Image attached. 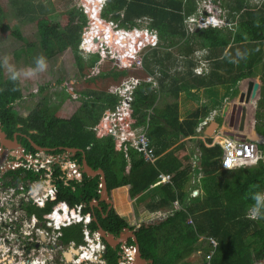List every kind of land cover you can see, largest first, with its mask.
Instances as JSON below:
<instances>
[{"label": "trees", "instance_id": "obj_1", "mask_svg": "<svg viewBox=\"0 0 264 264\" xmlns=\"http://www.w3.org/2000/svg\"><path fill=\"white\" fill-rule=\"evenodd\" d=\"M93 1L97 9L99 1ZM243 1L240 0L237 5L230 6L229 0L228 2L222 0L229 22L224 28H200L192 34L187 31L185 24V18L197 11L195 2L191 0L108 1L102 12L105 19L117 22L121 27L129 30L140 26L136 22L138 18L149 19L148 27L155 30L161 40V47H153L151 53L145 57V68L148 72L163 76L158 78L160 88H153L152 82H142L135 89L130 108L131 125L146 126L147 134L156 146L157 154L171 145V142L165 141L163 136L169 135L170 130L162 124L161 118L163 117L170 126H174L173 123L178 121L180 91L198 85L190 86L186 81V83L181 82L187 78L186 73L190 76L193 74L192 54L196 51L195 47L211 49L212 53L230 44L250 42L252 39L264 37V33L262 36L260 34L261 31L264 32V13L258 15L254 11H248L249 19L245 21L242 12L237 15L243 7ZM2 3L4 2L0 0L2 32L23 39L21 29L13 31L10 28L2 13ZM36 20L40 35L39 44L46 58H52L70 48L79 56V62L81 61L83 53L80 43L84 32L92 25V20L81 6L75 5L63 12L46 14ZM106 33L104 31V35ZM111 34L112 31L109 30L108 35ZM111 36L117 38L121 45L127 41L124 37ZM111 42V39L107 40V43ZM31 47L33 46L29 45V48ZM130 47L127 48V54L131 57L135 54L136 47L133 44ZM162 47L166 49L162 50ZM174 47L177 48L176 52L172 50ZM256 49L257 46H253L252 52L246 53L245 59L250 69L262 57ZM99 53L98 51L89 53L94 62L99 60ZM162 53L168 63L164 62ZM19 55V52L14 51L5 56L9 58V66L14 71L15 58ZM178 56L186 59L185 63L190 66V70L187 69L188 72L180 76L182 78H177L169 72ZM4 58L0 60L1 118L10 126L11 132L17 129L29 134L38 145L56 148L57 151H61L60 147L78 148L80 159L85 155L93 169L104 170L108 190L114 200L111 211L107 212V216L103 219V227L106 230L118 233L125 227L136 228L138 221L133 199L142 195L158 181L160 170L172 174L175 186L171 183L163 186L165 196L155 203V207L167 210L176 198H184L187 195V188L182 190V187L190 163L189 160L188 164L183 163L176 154L181 147L166 153L153 164L134 147L129 146L128 150H125L123 144L118 143L113 135L100 134L93 129L94 126L101 125L106 111L114 110L122 100L119 93H111L102 88L84 89L81 104L73 114L69 115L44 102L45 91L49 86L35 87V80L25 75L27 69L16 71L19 79H10L12 72L6 66ZM230 60L231 58L227 57V61ZM231 62L234 63L233 60ZM151 64L158 66V69L151 68L149 66ZM238 66L241 67L243 64L239 63ZM245 69L242 75L238 76L239 79L242 76L248 77ZM106 72L103 71V74ZM178 74L182 73L178 72ZM88 75L85 74V77H89ZM113 75H117L114 80L120 84L122 79L129 75L128 68H119ZM199 76L200 85L211 84L212 79L216 78V72L211 69L208 74ZM222 79L224 81L220 80L217 83L227 82L224 77ZM236 81L237 78L234 76L228 82ZM192 124V126L188 124V127L180 126L182 133H192L197 120L192 121ZM258 132L263 140L257 144L264 151L263 124L258 126ZM28 146L35 150L32 144L28 143ZM222 153L219 145L204 146L203 172L206 176L203 180V188L207 195L206 199L192 204L190 202L184 210H176L160 222L141 225L136 234L143 257L153 259L154 264H205V259L197 260L198 254L202 256L195 247L204 236L208 239L215 238L219 243L212 257L213 264H264V239L260 240L258 237L264 234V206L259 207L257 218L249 215L251 210L257 209L255 198H264V164L231 170L220 169L219 157ZM57 170V174H61V171ZM25 171L26 177L30 179L39 178V175ZM100 183L99 176L94 178L85 176V180L81 182L72 181L68 184L65 180H59L43 207L30 204L27 209L36 212L40 220L50 219L56 209L62 210L63 207L74 213L77 204L83 202L90 204L94 198L99 197ZM84 212L92 214L88 205ZM96 214L101 215L98 210ZM93 224L96 226L94 221ZM81 231V225L63 228L64 234L61 238L65 243L71 239L79 241Z\"/></svg>", "mask_w": 264, "mask_h": 264}, {"label": "rangeland", "instance_id": "obj_2", "mask_svg": "<svg viewBox=\"0 0 264 264\" xmlns=\"http://www.w3.org/2000/svg\"><path fill=\"white\" fill-rule=\"evenodd\" d=\"M2 1L4 2L2 3V13L4 14L10 28L13 31H17L21 29L23 34L22 36L24 38L22 39L19 36L14 37L9 33H3L0 28V60L5 56L10 55L11 53H14V51H16V53L19 52L20 55L18 57L16 56L15 58V64H14L15 71H18L20 69H27V70L35 69V74L29 77L35 80L36 82L35 87L37 88L41 85L49 86V88H47V90L45 91L46 98L44 99V102L47 103L49 106H52V108L57 107L58 110L63 113L69 115L73 114L81 104L82 91L84 89L86 90L89 88H93V89L102 88L109 90L110 88H112V86L118 85L117 84L118 82L114 80L116 79L117 75H113V74L115 72H118L121 65L123 64L131 65V63L133 62L132 60H134L135 62L132 64L131 67L128 68L129 75L124 77L122 80L123 81L130 80L132 78H137L138 80L142 78L147 80L149 79L150 73L145 68L146 66L145 57L151 53L153 47L155 48L161 47L160 38L158 39L157 44L153 46V44L148 43L146 36L142 37L139 35L142 32L141 29H146L145 27L148 26L149 19L143 17L138 18L136 22L140 26L137 28H133L132 30L121 27L117 22L112 23L111 20L105 19L101 13L106 8L109 0H97L99 1V5L97 6V9H95L94 7L95 5L93 0H2ZM192 1L195 2L197 8L196 9L197 14L193 15L190 18V21H187L186 19V29L190 34L194 33L198 29L197 26H201L200 22L197 23L192 21L195 18H198L200 15L205 16V9L208 8L212 0H191V2ZM239 2L240 0H229L228 5L230 6L237 5ZM198 4L200 5L199 8H198L199 6ZM75 5L81 6L83 10H85L92 18V25L88 29L91 34L89 35L88 39H94V37L97 38L95 40V43L96 42L98 43L100 41L98 39L101 38L112 40L110 44L105 42V45L107 46L113 45V47L110 48L108 47L109 49L102 48L99 42V44L93 45V47L96 48L94 50L93 47H89L90 45L86 43L87 44L85 46L86 53L100 51L99 53L100 57L98 61L94 62L89 54H86L85 52L81 51L83 55L81 61L79 62L78 59L79 56H77V54L70 48L65 50L61 54L53 56L52 58H46V56L42 51V48L40 47L39 44L40 35L37 29L36 19L46 14L66 11L70 8H73ZM244 6L245 9H242ZM243 7L241 8L242 11L249 8H254L260 11V13H262L264 12V0H244ZM198 9H200V11H198ZM241 10L238 11L237 15L241 12ZM199 12L201 14H199ZM109 30L112 31L111 35H114L116 37H124V39L127 40L125 41V44L123 43L121 45L120 41L117 38L114 39V37H112L111 35L108 34L104 35V31L107 32ZM259 43H253V44H251V42L234 43V44H230L226 48L216 49L212 53H211V49L208 48L203 49L196 46L195 47L196 51L193 52L192 58L194 59L195 65L197 64L196 58H198V56L201 57L202 61L209 60L211 69H214V72H216V77L218 76V74H221V76H224L226 78H228L227 75L232 77L236 76V78H239L238 76H240V74L242 75L244 69L247 68L245 70L247 71L248 77L250 78L248 79L246 78L247 76H242V80L238 84L237 91H235V93L233 94L234 96L233 101L239 102L243 92L247 91L246 86L244 84L248 80L256 79L254 81L258 80L261 85L262 84L264 85V48H262V46H257L256 52L261 53L262 57L259 59L257 64L253 66V68L251 69L248 68L247 59H245L247 56L246 55L247 51L252 52L251 49L253 48V46ZM132 44L134 47H136L135 54L137 55L134 58L129 59L130 56H128L127 54V48L130 49L131 48L130 46ZM144 44H148V45L144 46ZM260 44L262 45L264 43H260ZM29 45L33 46L31 47L32 50H30L31 48H29ZM165 49H166L165 47H162V50ZM176 49L177 48L174 47L172 50L176 52ZM41 56L45 57L47 62V69L43 72L36 69V62H35L36 59ZM227 57L231 58V60L227 61ZM113 58H118L115 61L116 64L118 62L120 63L114 65ZM124 58H126L127 61H124L123 60ZM163 59L165 63H168V61L165 59L164 56ZM138 60L142 61L141 66L137 65ZM185 60L186 59L178 56V59L174 61V65L169 70L170 74L177 76L178 72H181L182 76H184L185 73L188 72L187 69L190 70V66H188L187 63H185ZM232 60L234 61V63L231 62ZM245 61L246 64H244ZM239 63L240 64L242 63L243 66L241 67L238 66ZM149 66L151 68L158 69V66L155 67L154 64H151ZM103 71H107V72L103 74ZM85 74H89L88 75L89 77H85ZM186 74H187V78L189 79L190 75L188 73ZM157 77L159 78L161 76L156 75V77H154L156 78L155 81L158 84ZM187 78L183 79V81H187ZM261 113L264 114V112ZM250 114H251L249 117L251 121L250 127H253L251 129L255 128L258 131V125L261 123L260 114L257 115L256 117V109L255 111L254 109H252ZM254 116L256 117L255 120H254ZM228 131H229L228 134L243 135L241 132H239L238 128H233V129L228 128ZM221 138L224 140L225 135L223 134ZM43 156L46 157L47 155H43ZM56 159L59 161V158L56 157ZM247 166H252V165H247ZM72 168L76 169L75 167ZM43 184L44 182L38 184L40 189L44 187ZM144 198L145 197H143L141 202L140 200H137V202L142 203L140 204L141 206H138V203L135 202L136 199H133L134 208L137 215L139 214V211L144 210L145 207L150 208L148 204L144 203L143 201ZM171 209L172 206L171 208L163 211L168 212ZM168 215H170V213ZM161 217L163 216L161 215L154 218L146 217L143 219L142 223L149 224L150 222L157 221ZM258 237L260 240H263L264 234H260L258 235ZM201 253L203 254L202 257H204L205 259L206 250H203V252ZM258 253L260 255L262 254V252H258ZM57 256L58 258L55 260L53 264H62L63 262L58 252H57ZM35 257L38 264H41L40 263L41 259H42L41 260L42 264H51L48 260H46V257L44 254H42V252H39V254Z\"/></svg>", "mask_w": 264, "mask_h": 264}, {"label": "flooded vegetation", "instance_id": "obj_3", "mask_svg": "<svg viewBox=\"0 0 264 264\" xmlns=\"http://www.w3.org/2000/svg\"><path fill=\"white\" fill-rule=\"evenodd\" d=\"M242 9H245V6ZM248 11H254L257 14L259 13L258 15L264 13H260V11L254 8L243 10L241 12L244 21L249 19ZM260 33L262 36L264 32L261 31ZM250 42L251 44L259 42L264 43V37L252 39ZM260 43L255 44L254 47L262 46V48H264V44L261 45ZM244 85L247 89V91L244 92L246 93L244 98L246 100V105L243 106L242 109L244 111L253 109L255 101H257V116L261 113L260 104L264 102V85H261L260 90L262 91H260L259 98H257V92L254 91V89L259 90L260 83L258 81L248 80ZM10 130V126L3 121V118H1L0 115V132L5 134L6 140L10 141L11 143H16V145L9 146L0 139V264H28L25 261L26 256L28 259L35 257L37 254L33 256V250L38 249L39 244L33 239L35 237L34 233L24 237L22 232L24 227V221L22 219L23 214L21 215L19 211L24 210L29 216L34 215L36 222L38 223L37 226H41V228L45 229L47 227L45 221L51 220L53 216L48 220H40L37 213L30 212L27 209V206L30 204H36L38 207H43L49 196L55 190L59 180H65V182L68 184L72 181L81 182L85 180V176L91 178L94 177L88 175V173L85 171L83 160L86 159V157L84 155L80 159L78 157V151H69L66 149L67 147H60L61 151H57L56 148L38 145L29 134H25L17 129H15L13 132ZM28 143L32 144L33 148L35 149L34 151L29 148ZM35 144L48 149H37L34 146ZM43 155L47 156L44 157ZM56 157L59 158V161L56 159ZM70 165L76 169H73ZM57 169L61 171V174H57ZM25 170L39 175V178L30 179L29 177H26L27 173ZM42 182H44V187L40 189L38 184H41ZM37 190L40 193H48V197L45 199L43 204H40L34 200L33 194ZM99 193V197L96 199L94 198L90 204L85 202L77 204L76 211L74 213H71L70 209L67 207L62 208L68 210L71 218L78 217L76 215L77 213H79V216L82 217L81 222L77 221L71 223L69 226L63 227L68 228L75 225H81V240L77 241L76 239H71L67 243L63 242L61 237L64 232L62 229L61 235L58 237V239H56L55 243L51 242L50 245L58 249H62L65 246L63 250L59 251V254L64 258L65 261H69L70 263H73L72 259L74 256H79V249H82V247H87L97 257V260L91 261V263L86 261L87 264H134V260L136 258L133 251L135 250L134 248L136 244L133 234L137 236L136 232L141 227V225L147 223H142L143 219H140V221L137 220L138 223L134 229L125 227L118 233H112L106 230L103 227V219H105L107 216V212L111 211L114 205V200L110 193L109 199L113 201V204L110 203L109 200L103 199L101 188ZM16 205H18L17 208L15 207ZM87 205L91 208V215L84 212V209ZM96 210H98L101 215H97ZM28 220L31 221V218H28ZM93 221L96 226H93ZM31 224L32 223H30L28 228L35 230V227H33ZM85 227L90 230L88 235L85 234ZM101 229H104L106 233H102ZM96 233L97 235H95ZM124 233H127L126 239L121 240ZM41 239L45 241L47 239L48 241L49 238L48 236L42 235ZM92 241L94 243H92ZM132 241L134 243H131ZM61 245L63 247H60ZM68 252L72 253L70 260H67L65 255ZM36 253H38L37 250Z\"/></svg>", "mask_w": 264, "mask_h": 264}, {"label": "built area", "instance_id": "obj_4", "mask_svg": "<svg viewBox=\"0 0 264 264\" xmlns=\"http://www.w3.org/2000/svg\"><path fill=\"white\" fill-rule=\"evenodd\" d=\"M148 29L149 28H146L145 32H148V35L151 36L149 42H151L152 44H156L158 42L157 33L150 29L148 31ZM90 34L91 33L89 31L87 35L89 36ZM105 42H107V39H105ZM83 43L84 42L82 40V45ZM132 61L133 62L131 63V66L135 62L134 60ZM119 63L120 62H118V64ZM141 64L142 61L138 60L137 65L141 66ZM151 78L152 77L149 76V79L148 80L146 79V81L151 80ZM143 81H145L144 78L139 80L137 78H132L130 80H124L118 85L112 86V88L109 89V92L119 93L122 97V100L119 102V104L116 106L114 110H107L102 119L101 125H96L93 127V129L100 134L113 135L118 143L123 144L125 150H128V147L132 146L138 152H140L147 161L153 163L158 158V155L156 153L155 145L153 141L149 138L147 134V128L142 130H140V128L128 129V126L131 123L129 118L131 117L130 114L131 103L134 100V88L136 87L137 84H141ZM224 106H225V102H222V104L216 105L215 107L210 109L204 116L199 118L198 124L195 127V134H194L195 143H197L196 151L191 155V160H192L191 174L193 176L191 181L192 184L186 189L187 195L184 198L182 199L176 198L172 202V209L170 211L162 212L159 215L157 214V216L162 215L164 218L168 216L169 213L172 214L176 210H183L193 199H196L202 194L200 190L201 189L200 183L204 175L203 174L204 172H203V159H202V150H201L200 142L202 140L206 143V140L204 139V136L207 135L205 133V130L206 128H209L211 123L214 120H216L217 117H219V115L222 113V110L224 109ZM217 144L221 146L223 151L221 157V169L231 170L240 167H245L247 165L264 164V151L259 148L258 144L255 141L242 138L236 135L234 136L232 135L226 137L223 141L217 140L216 142H214V145ZM171 180H172V176L170 174L160 173L158 176L159 183H166V182H170ZM33 197L36 202L43 204L45 202V199L48 197V193H40L37 190L33 194ZM15 207L17 208L18 205H16ZM19 212L21 213V215L23 214L22 219L24 221L23 224L24 227L22 232L24 237L34 233L35 237L33 239L35 242L39 244L38 249H36L38 253H36V250H33L34 252L33 256L35 254L38 255L39 252H42V254H44L46 257V260H48L51 264H53L55 260L58 258L57 252L60 253L59 251L63 250L65 246L63 247L61 245L60 247L63 248L58 249L52 247L50 243L51 242L55 243L56 239H58V237L61 235L62 233L61 231L63 227L69 226L71 223L77 221L81 222L82 219V217L79 216V213L76 214L78 217L71 218L67 209H62V210L56 209L52 214L53 216L52 219L45 221L47 227L43 229L41 228V226H37L38 223L36 222V218L34 215L29 216L27 212H25L24 210ZM257 213L258 210L253 209L250 212V216L252 218L253 217L256 218ZM28 218H31V221L28 220ZM190 222L193 223L192 219H190ZM30 223H32L31 225L35 227V230L34 229L32 230V228L31 229L28 228ZM89 232L90 230H88L85 227V234L88 235ZM42 235L48 236L49 238L48 241L47 239L46 241L41 239ZM95 235H97V233ZM208 241H209V249L205 255V264H213L212 257L219 243L218 240L215 238H210L208 239ZM78 255H79L78 257L76 255L72 259L73 264H87L86 261L91 263V261L97 260L95 254H93V252L87 247H82V249H79ZM82 255L84 256L85 260L80 261ZM41 260L40 263L42 264ZM61 260L63 262L62 264H70V262L65 261L63 257H61ZM25 261L28 264H38L36 257L28 259L26 256Z\"/></svg>", "mask_w": 264, "mask_h": 264}, {"label": "crops", "instance_id": "obj_5", "mask_svg": "<svg viewBox=\"0 0 264 264\" xmlns=\"http://www.w3.org/2000/svg\"><path fill=\"white\" fill-rule=\"evenodd\" d=\"M220 66H218V67H220ZM150 75H154V74H150ZM179 75L182 76V74H177V78L178 77L182 78ZM160 76L163 77L162 75H160ZM161 77H159V78H161ZM222 77H224V76H221V74H218V76L216 78H214L216 81L214 79H212L211 84L210 83L209 84L204 83V84L200 85L201 82H199V81L201 80V77L199 76V74L193 72L192 76H190L189 79L187 78L186 82L190 86H192V84H198V85H197V87H190L188 89H183L182 91H180L179 96H178V121L173 123L174 126H170L168 123H166V121L163 119V117L161 118L162 119L161 122L163 121L162 124L168 130H170V131H168L170 133L169 135L164 134L163 136L165 137V141L171 142V145H170V147L165 149L163 152L157 154L158 158L156 159V161L159 158H161L163 155H165L166 153L170 152L171 150L176 149L177 147H181L176 152V154L183 161V163L188 164V160L190 163V167H189V170L185 176L186 178L184 180L182 190H184V188H188L192 184L191 181H192L193 176L191 174V168H192L191 167V165H192L191 155L196 151L197 143H195L194 134H195V127L198 124L199 118L204 116L210 109H212L216 105H220V104H222V102H225V106H224V109L222 110V113L219 115V117L216 118V120H214L211 123L209 128H206V130H205V133L207 134L204 136L206 143L202 140L200 142L201 150H202L203 167H204V159H205V157H204V146H206V147L216 146V145H214V142H216L218 140L216 138H218V136L220 134H224L225 138L232 136V135L233 136L236 135V136L247 139L245 132L250 130L251 128H253V127H250L251 121L249 119L252 109L245 111V118H243L244 110L242 109V107L246 105V100L244 99L246 93L243 92L242 97H241L239 102L233 101V97H234L233 94L235 93V91H237L238 84L242 80V77H240L241 79L237 78V81L232 82V83L228 82L233 78L232 76L227 75L228 78L224 77L225 81H227L225 83H223L224 80L222 79ZM157 80H158V77H157ZM220 80H223V81L221 83H217ZM252 80H256V79H252ZM181 81L185 82L183 80H181ZM157 87H159V81H158ZM260 88H261V84H260L259 90L254 89V91L257 92V98L260 97V91H262V90H260ZM156 91H158V90H156ZM260 107H261L260 108L261 112H264V102H262L260 104ZM235 108H236V110H235ZM256 108H257V101H255V104L253 107L254 111ZM234 110H235V114H234ZM263 116H264V114L261 113V118H260L261 123L259 125H262V124L264 125ZM256 117L254 116V120L256 119ZM129 120L131 121V117L129 118ZM196 120H197V124L195 125L193 132L188 133V134H183L180 126L188 127V124L192 126L193 125L192 121H196ZM214 122L216 123L215 125L213 124ZM255 123H256V121H255ZM137 128H140V130H142V129H146V126L143 125V126L134 127L131 125V123L128 126V129H137ZM228 128H232V129L238 128L239 132H241L243 135L228 134V132H229ZM253 130H257V129L254 128ZM217 145H219V144H217ZM155 148H156V146H155ZM221 157H222V155H220V157H219L220 169H221ZM156 161L153 162V164H155ZM254 165H259V164H254ZM160 171H161L160 173L170 174L172 176L171 173H168V172H165L162 170H160ZM203 174L204 175H203V177L201 179V183H200V186H201L200 190L202 192L201 197H199L197 199H193L191 201V204L193 202L197 203L200 200L207 198L206 192L203 188V180H204L206 174L205 173H203ZM168 183H171L172 186H175V181H173V179L170 182H166V183H159L157 181L148 190H146L142 195H140L139 196L140 198L139 197L134 198V199H136L135 202L138 203V206H141L140 204H142V203L137 202V200H140V202H141L143 197H145L143 200L144 203H146L150 206V208L145 207L144 210H140L138 215L136 214L138 221H140V219H144L146 217H149V218L158 217L157 214L159 215L160 213L164 212L161 208L159 209V208L155 207L156 206L155 203L164 198L165 192H164L163 186L168 184ZM178 198L182 199L181 197H178ZM171 206L172 205H170L169 208H171ZM148 209H150V210H148ZM162 220H163L162 218H159L157 221H154V223L160 222ZM195 247H197L198 252L201 254V256H203V254L201 252H203V250L209 249L208 238H206L204 236L202 238H200V241L195 245ZM253 255H254V253H253ZM202 258L204 260V257H200L198 254L197 260L202 259Z\"/></svg>", "mask_w": 264, "mask_h": 264}, {"label": "clouds", "instance_id": "obj_6", "mask_svg": "<svg viewBox=\"0 0 264 264\" xmlns=\"http://www.w3.org/2000/svg\"><path fill=\"white\" fill-rule=\"evenodd\" d=\"M222 0H212L211 1V3L209 4V6H208V8H206L205 9V16L204 15H197V16H199L198 18H195L192 22H197V23H201L200 25L201 26H197V28L198 29H200V28H207V27H218V28H224L225 26H227L228 25V17H227V13H226V10L223 8V6H222ZM199 5V4H198ZM200 7V5L198 6V8ZM103 9H104V7H103ZM102 9V10H103ZM198 11H200V9H198ZM103 12V11H102ZM101 12V13H102ZM87 13V12H86ZM88 14V13H87ZM197 13L195 12V13H193V14H191V15H189V16H187L186 18H185V24H186V19H187V21H190V18L193 16V15H196ZM199 14H201L200 12H199ZM88 16L90 17V19L92 20V18H91V16L88 14ZM224 17H225V19H224ZM206 21V22H205ZM208 21H211V23L210 24H208ZM112 23H114V21H111ZM205 22V23H204ZM214 22H216L217 24H214ZM137 28V27H136ZM145 28H149L148 26H146ZM150 30H152V31H155V30H153V29H151V28H149ZM149 29H148V31H149ZM141 33L139 34L140 36H142V37H147V41H148V43L149 44H152L151 42H149V40L151 39V36H149L148 35V32H145V29H141ZM89 32V30H86V32H84V34H83V38H82V40H83V45H82V40H81V43H80V49L83 51V52H85L86 53V51H85V46L88 44V45H90L89 47H93V45L94 44H99V42H100V44H101V47L102 48H110V47H113V45H111V46H107V45H105V40H102V38L101 39H98V40H100L98 43L96 42L95 43V40H96V38L94 37V39H88V35H87V33ZM157 33V32H156ZM106 34H108V31H107V33ZM157 35H158V33H157ZM135 37V36H134ZM158 39H159V35H158ZM88 40V41H87ZM87 43V44H86ZM157 44V43H156ZM156 44H153V46L154 45H156ZM135 45V44H134ZM148 44H144V46H147ZM94 48V47H93ZM108 48V49H109ZM96 48H94V50H95ZM136 49V48H135ZM97 52V51H96ZM98 52H100V51H98ZM89 53H92V52H88V53H86V54H89ZM113 53V52H112ZM114 54V53H113ZM137 54H134L133 56H131L129 59H131L132 57L134 58L135 56H136ZM129 56V55H128ZM118 58H113V61H114V65H117L116 63H115V61L117 60ZM125 59V58H124ZM123 59V60H124ZM4 60H5V64H6V66L9 68V70L12 72V74H11V76H10V79H12V80H17V79H19V74L16 72V71H14L13 70V68L11 67V66H9V58L8 57H5L4 58ZM206 60V59H205ZM127 61V60H126ZM196 61H197V64L195 65V63L193 64V66H192V70H193V72H195V73H197V74H199V75H206V74H208L209 72H210V69H211V65H210V61L209 60H206V61H202V59H201V57L200 56H198V58H196ZM36 69H38L39 71H41V72H43V71H45L46 69H47V62H46V58L45 57H43V56H41V57H38L37 59H36ZM129 67H131V65H128V64H123V65H121L120 66V68H129ZM35 74V69H29L26 73H25V75L26 76H32V75H34ZM152 78H151V80H149V81H147V82H152L153 83V88H157V83H156V81H155V76L154 75H150ZM145 81H146V79H145ZM144 82V81H143ZM156 84V85H155ZM140 84H137L136 85V87L134 88V92H135V89L139 86ZM256 200H257V205H256V208H257V210L259 209V207H261V206H264V198H261V197H256L255 198ZM184 210V209H183ZM251 212V211H250ZM249 215H250V213H249ZM257 216H258V213H257ZM167 217V216H166ZM162 219H164L163 217H161ZM253 218H255V217H253ZM257 218V217H256ZM151 223H154V222H150L149 224H151ZM209 242V241H208ZM208 249V248H207ZM208 250H206V252H207ZM205 255H206V253H205Z\"/></svg>", "mask_w": 264, "mask_h": 264}, {"label": "water", "instance_id": "obj_7", "mask_svg": "<svg viewBox=\"0 0 264 264\" xmlns=\"http://www.w3.org/2000/svg\"><path fill=\"white\" fill-rule=\"evenodd\" d=\"M235 110H236V108H235ZM235 110H234V114H235ZM243 113H244L243 118H245V111ZM213 124L215 125L216 123L214 122ZM245 134H246L247 139H249V140L255 141L256 143H261L262 142V138H261L262 136L257 130L250 129V130L246 131ZM0 139L3 140V142H5V144H7L9 146L16 145V143H11L10 141L6 140L5 139V134L2 133V132H0ZM34 146L37 149H40V150H43V149L47 150L48 149V148L40 147L37 144H35ZM66 149L69 150V151H72V152H77L79 150L78 148H70V147H67ZM83 165H84L85 171L88 173V175H90L92 177H95L97 175L100 176V179H101L100 188H101L102 197H103V199L109 200V202L113 204V201L111 199H109L107 180H106V176H105L104 170L102 168L93 169L88 164L86 159L83 160ZM101 231L104 234L106 233V231L104 229H101ZM131 234H133V233H131ZM126 235H127V233H124L121 240H123V239L125 240L126 239ZM133 237H134V241H135V244H136L135 248H134L135 250L133 251V253L135 255V258H136L134 260V264H154V260L153 259L147 260V259L143 258L142 252H141L140 246H139L138 237L135 234H133ZM111 241H113V240H111ZM113 244H115V243H113ZM65 255L67 257V260H70L71 256H72V253L68 252Z\"/></svg>", "mask_w": 264, "mask_h": 264}, {"label": "bare ground", "instance_id": "obj_8", "mask_svg": "<svg viewBox=\"0 0 264 264\" xmlns=\"http://www.w3.org/2000/svg\"><path fill=\"white\" fill-rule=\"evenodd\" d=\"M211 23V21H208V24H210ZM214 24H217L216 22H214ZM219 136H223V134H220ZM221 137H218L217 139H219V140H221V141H223V139L221 138ZM92 243H94L93 241H92ZM96 244V243H95ZM93 246V245H92ZM98 246V245H97ZM99 246H100V244H99ZM82 260H85L84 259V256L82 255V257H81V259H80V261H82Z\"/></svg>", "mask_w": 264, "mask_h": 264}]
</instances>
